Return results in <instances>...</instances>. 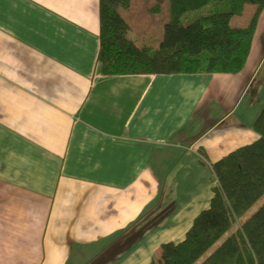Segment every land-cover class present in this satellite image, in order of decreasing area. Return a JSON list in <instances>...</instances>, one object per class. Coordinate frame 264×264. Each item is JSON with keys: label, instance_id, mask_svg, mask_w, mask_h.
I'll list each match as a JSON object with an SVG mask.
<instances>
[{"label": "crops", "instance_id": "0c3cea01", "mask_svg": "<svg viewBox=\"0 0 264 264\" xmlns=\"http://www.w3.org/2000/svg\"><path fill=\"white\" fill-rule=\"evenodd\" d=\"M100 29V0H0V264H151L258 139L264 9L235 74L102 75Z\"/></svg>", "mask_w": 264, "mask_h": 264}, {"label": "trees", "instance_id": "16d2710c", "mask_svg": "<svg viewBox=\"0 0 264 264\" xmlns=\"http://www.w3.org/2000/svg\"><path fill=\"white\" fill-rule=\"evenodd\" d=\"M212 2L209 16L182 22L186 12ZM248 3L254 5L248 24L232 25V17L242 15ZM117 5L127 8L129 0H100V74H235L249 56L264 0H169L158 48L121 39ZM159 6L157 2L152 9ZM253 129L256 141L211 164L217 184L210 206L195 217L183 241L162 244L160 258L151 264H264V107Z\"/></svg>", "mask_w": 264, "mask_h": 264}, {"label": "rangeland", "instance_id": "374dc122", "mask_svg": "<svg viewBox=\"0 0 264 264\" xmlns=\"http://www.w3.org/2000/svg\"><path fill=\"white\" fill-rule=\"evenodd\" d=\"M114 1L117 3V0ZM120 1L118 0L119 4ZM157 2L160 3L159 9H152ZM253 6V4L248 3L244 13L240 17H233L230 23L235 25L246 18L248 19ZM213 7L214 3L212 2L201 9L186 12L182 16V22L189 24L198 21L201 16L207 17L213 13ZM122 10L126 12L125 23L129 33L126 39L139 47L152 45L154 48H158L163 39L164 26L169 19V0H129V7H122ZM134 23L137 29H133ZM205 23L209 24L210 20H206ZM262 201L254 205L252 212L258 209Z\"/></svg>", "mask_w": 264, "mask_h": 264}]
</instances>
